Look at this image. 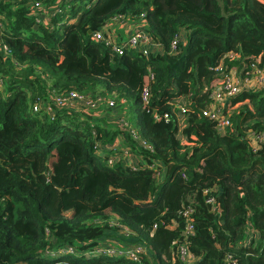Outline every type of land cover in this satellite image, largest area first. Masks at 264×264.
Returning a JSON list of instances; mask_svg holds the SVG:
<instances>
[{
  "label": "trees",
  "instance_id": "16d2710c",
  "mask_svg": "<svg viewBox=\"0 0 264 264\" xmlns=\"http://www.w3.org/2000/svg\"><path fill=\"white\" fill-rule=\"evenodd\" d=\"M37 6L47 23L35 22ZM114 18L140 20L164 52L120 55L97 42L93 34ZM181 31L184 41L169 53ZM221 60L264 69V1L0 0V264H186L181 243L197 257L191 264H228V256L264 264V144L252 151L245 138L248 129L264 131V88L233 96L231 125L217 130L203 111ZM68 92L132 100L123 121L154 145L150 158L165 165L166 181L94 154V141L119 135L135 148L127 127L97 121L93 139L87 119L32 110ZM187 208L193 231L184 240ZM102 237L141 245L140 261L53 256Z\"/></svg>",
  "mask_w": 264,
  "mask_h": 264
},
{
  "label": "built area",
  "instance_id": "2783aa9c",
  "mask_svg": "<svg viewBox=\"0 0 264 264\" xmlns=\"http://www.w3.org/2000/svg\"><path fill=\"white\" fill-rule=\"evenodd\" d=\"M33 12L37 14L35 22L36 23H47V19L42 12V7H34ZM120 20L119 18H114ZM111 22V21H110ZM110 22L105 25L102 29H99L97 32L93 34V38L97 42H102L105 45L109 46V48L117 53L123 54V49H135L140 51L143 55L147 56L149 54H162L164 52V48L161 44H158L147 33L145 30V26L142 22V27L135 32L134 34L130 35L127 39L118 38L117 34H110L109 25ZM112 37V42L108 39ZM185 37V33L182 31L177 33L170 44L169 53H175L176 46L179 42H183ZM229 56H234L232 53H229ZM238 58V57H236ZM256 60L251 63H245V60H241V66L239 68L236 67H226L223 65V61L219 63L217 70H218V82L215 83L209 90L208 98L210 99L207 108L203 111V116L207 117L211 121L215 122L216 129L224 132L225 129L231 125L230 120V99L242 92L243 90H252L257 91L261 88H264V69L260 68L256 64ZM5 92L4 81L0 79V91ZM148 86L145 85L141 92V100L142 104L145 105L150 100V94H148ZM1 94V92H0ZM86 97H89L91 102H89L88 106L84 108H79L80 112L77 114H85L90 115L89 113L93 111H89L90 109L97 108L98 104L101 101H105V104L108 106L114 107L118 106L123 108L122 111L123 117L125 110L128 107V101L124 98H120L115 95H107L101 94L99 92L96 93H86V94H79L76 92H68L66 94H54L50 97V99L44 103H37L33 105L32 110L34 112H39L41 110L45 111L48 116L53 119L56 114L62 109L57 105L55 100L58 101H74L73 104H81L82 101L85 100ZM91 97L95 98L93 100ZM172 105H176L174 101L170 102ZM73 104H70L73 106ZM101 106V104H99ZM177 109L184 111L181 105H176ZM96 110V109H95ZM94 110V111H95ZM69 112L68 110H65ZM112 112H115L114 110ZM83 117L82 115L80 116ZM123 117L117 121L118 125L120 124L123 127H127V131L129 132L130 137L135 142V148H133L127 141L126 138L122 135L116 137L111 144H102L100 142L94 141L92 146L93 152L97 157H102V159L106 162L108 166H115L117 163H121L124 168L129 169L132 172H137L144 170L146 168H150L155 172V179L157 183H162L166 181L167 169L165 165H162L156 160H151L150 153L154 151V145L147 141L146 139L142 138L136 130L132 127L129 128L127 122L123 121ZM155 118L159 119L160 116L155 114ZM164 118H167V114H164ZM91 120V129L89 133L91 137L95 139L97 136L96 130V119L90 118ZM245 138L248 142L252 151L259 150L264 144V131L257 130V129H248L245 134ZM138 148L141 150L148 151L149 155L146 154H139ZM112 156V158H111ZM211 202V199L209 200ZM191 209L187 208L183 215L186 216L187 222L184 226V230L182 232V236L184 240L190 235L193 231L192 222L190 221L189 216L191 215ZM127 229V228H126ZM144 252V248L141 247L139 244H134V246L129 247L126 250L125 254L121 256L126 258V260L138 262L140 261V254ZM178 254L179 259L186 263L191 264L197 260V257L193 254L189 253L185 247V243H181L178 246ZM228 264H235L236 259L228 256L227 257Z\"/></svg>",
  "mask_w": 264,
  "mask_h": 264
},
{
  "label": "rangeland",
  "instance_id": "374dc122",
  "mask_svg": "<svg viewBox=\"0 0 264 264\" xmlns=\"http://www.w3.org/2000/svg\"><path fill=\"white\" fill-rule=\"evenodd\" d=\"M219 3L221 5L224 4V0H218ZM264 1V0H261ZM61 24V23H59ZM142 23L139 22V20L136 19H113L110 22L109 25V32L110 34H117L118 38H128L130 35L134 34L135 32H138V30L142 27L141 26ZM111 42H112V37L108 38ZM4 87H5V83H4ZM1 95H5V92L0 91ZM93 100H95V98L91 97ZM57 105L60 106L62 110H68L71 115L75 116V121L74 122H78V121H83L85 119H87V126H88V130L91 129V120L90 118L92 117L93 119H97V121L102 125V126H106V127H111L114 122H117L118 120H120L123 117L122 111H124L123 108H120L118 106L114 107L113 109H111V107L113 106H108L105 104V101H101L99 104H101V106L98 104L97 108H93L90 109L89 111H93L91 113H89L90 115H85V114H77V112H80L79 108H86L89 104V102H91L89 97H86L84 101H82L81 104H73L74 101H58L55 100ZM180 104L184 103V99L180 98L179 99ZM231 101V100H230ZM229 101V102H230ZM70 104H73V106H71ZM237 109L239 107L240 104H237ZM129 109L134 108V104L132 102V100L129 101L128 103ZM236 107V106H235ZM235 107H230V110L232 111L233 108ZM96 109V110H95ZM95 110V111H94ZM115 112H112V111ZM126 112V110H125ZM124 112V115L128 116L129 112ZM58 114V113H57ZM56 114V115H57ZM83 116L82 118L80 116ZM49 119H51V117H48ZM179 126H182V122H183V117L179 116ZM140 123V121H139ZM114 127V126H113ZM138 128H141V125L138 124L137 125ZM83 130V128H81ZM114 141V140H113ZM112 142H106V144H111ZM99 159L103 160L102 157H98ZM112 158V156H111ZM163 183V182H162ZM161 184V183H160ZM129 230L126 229L125 227H119V233L122 236H128L129 234ZM134 246L133 244L130 243H126L123 239L121 238H111V237H102L98 240V242H96L95 245H93L91 248H87L84 250H76L75 248L72 247H65V248H61L59 249L55 255H59V254H69L71 256H76V257H81L82 255L87 256V257H109V258H113V259H124L126 260V258H123L121 255L126 253V250L129 249V247ZM50 253V252H49Z\"/></svg>",
  "mask_w": 264,
  "mask_h": 264
}]
</instances>
